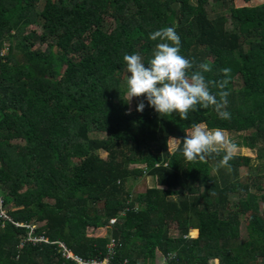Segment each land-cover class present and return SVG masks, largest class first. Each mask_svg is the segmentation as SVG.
<instances>
[{
  "label": "trees",
  "instance_id": "1",
  "mask_svg": "<svg viewBox=\"0 0 264 264\" xmlns=\"http://www.w3.org/2000/svg\"><path fill=\"white\" fill-rule=\"evenodd\" d=\"M235 1L0 0V203L12 218L0 222V264H76L60 244L103 260L112 238L130 264H163L157 252L169 264H264V170L241 154L217 168L223 151L189 162L167 143L204 123L264 158V3ZM165 26L183 56L211 64L208 79L231 68L230 120L211 107L182 120L127 102L123 57L147 62L159 42L149 34ZM148 176L153 188L133 194ZM25 226L47 242L26 241Z\"/></svg>",
  "mask_w": 264,
  "mask_h": 264
},
{
  "label": "clouds",
  "instance_id": "2",
  "mask_svg": "<svg viewBox=\"0 0 264 264\" xmlns=\"http://www.w3.org/2000/svg\"><path fill=\"white\" fill-rule=\"evenodd\" d=\"M155 44L151 58L145 62L141 54H125L128 103L133 98L140 100L137 111L143 112L146 105L152 107L160 116L176 114L180 119H187L190 111L197 106L211 107L222 120H230L227 111L229 104L227 89L231 81V68L221 69L223 79L210 80L206 73L212 71L208 62L196 64L181 54V38L174 26H165L149 34ZM218 91L215 93L212 89ZM124 100V99H123ZM125 101V100H124ZM127 114H130V110ZM181 140L168 138V149L182 144V154L189 162L206 161L208 157L219 156L224 152L217 168L229 166L236 145L226 138L225 130L209 129L204 123H195L185 132ZM214 194V193H212Z\"/></svg>",
  "mask_w": 264,
  "mask_h": 264
},
{
  "label": "rangeland",
  "instance_id": "3",
  "mask_svg": "<svg viewBox=\"0 0 264 264\" xmlns=\"http://www.w3.org/2000/svg\"><path fill=\"white\" fill-rule=\"evenodd\" d=\"M263 3H264V0H254L253 2H250V3H247V4L244 3L241 0H236L234 2V4H235L236 7H242V6H257V5H260V4H263ZM218 9L219 8H215V6H209L208 7V10H209L211 16H213L214 10H218ZM34 28H39V27L38 26H34L31 29H34ZM42 48L45 49L46 47L44 46ZM5 52H6V48L2 51V53L4 54ZM239 85H240V83H239ZM225 134H226V138L228 140H230L231 142H233L234 144L241 142L240 134H238V133H229V132H225ZM176 146L177 145H174L171 150H174V148ZM100 154H101L102 157H104V158L106 157V154L105 153L101 152ZM235 154H241V155H245V156L252 157L253 160H254V162H252L251 167L254 168V169H257V170H264V158H261V157H260V159L257 158L256 151L249 150V149L242 148V147H240V148L239 147H236V151L234 152V155ZM131 168H137V167L135 165V166H131ZM241 175H242V181L243 182L250 181L249 178L246 176V171L245 170L241 171ZM262 181H264V180H262ZM154 184H155L154 183V180L151 177L148 176L147 178H140L137 182H133L132 181L130 183V186H131V189H132L133 194H138V193L145 192L149 188H153ZM261 207H262V209H264V204H261ZM111 221H110V224H111ZM118 221H119V219L117 220V222ZM114 224H111V225H114ZM171 231H172V233H174L176 235L177 227L175 225H172ZM108 234H109V229L104 228L102 231H100L98 234H96V237L98 235H100L101 238H107ZM246 236H247V233H246V230H245V226L243 224L242 225V234H241V237H242V239H245L246 240L247 239ZM157 257L159 259L161 258L163 264H169L168 263V259H165L164 260V258L162 257V255H161L160 252H157Z\"/></svg>",
  "mask_w": 264,
  "mask_h": 264
},
{
  "label": "built area",
  "instance_id": "4",
  "mask_svg": "<svg viewBox=\"0 0 264 264\" xmlns=\"http://www.w3.org/2000/svg\"><path fill=\"white\" fill-rule=\"evenodd\" d=\"M0 222H11L12 218L7 212V210H3L4 208V202L0 203ZM116 222V219H113L111 221V224H114ZM30 228L28 232V238L26 241L32 242L34 244L40 243V242H47V239L44 236L36 237L34 233V226H25ZM62 248V256L65 257L67 260H73L76 264H129V259H120L118 260V249L119 243L115 239H110L108 245H107V255L103 258V260L95 259V258H84L80 255L74 254L65 244H60Z\"/></svg>",
  "mask_w": 264,
  "mask_h": 264
},
{
  "label": "crops",
  "instance_id": "5",
  "mask_svg": "<svg viewBox=\"0 0 264 264\" xmlns=\"http://www.w3.org/2000/svg\"><path fill=\"white\" fill-rule=\"evenodd\" d=\"M34 226H37V225H34ZM103 229H100V230H98L96 233L98 234L100 231H102ZM194 232H196L195 234H194ZM198 235H199V231L197 230V229H193V230H191L190 231V236L192 237V238H197L198 237ZM97 237H100V235H98ZM211 264H219V260L218 259H213V260H211V262H210Z\"/></svg>",
  "mask_w": 264,
  "mask_h": 264
}]
</instances>
